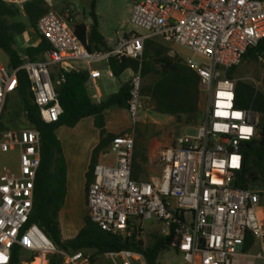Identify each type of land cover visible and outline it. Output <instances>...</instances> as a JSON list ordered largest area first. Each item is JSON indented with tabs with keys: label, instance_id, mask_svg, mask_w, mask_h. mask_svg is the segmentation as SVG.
I'll list each match as a JSON object with an SVG mask.
<instances>
[{
	"label": "built area",
	"instance_id": "obj_1",
	"mask_svg": "<svg viewBox=\"0 0 264 264\" xmlns=\"http://www.w3.org/2000/svg\"><path fill=\"white\" fill-rule=\"evenodd\" d=\"M22 8L28 0H1ZM47 2L49 0H46ZM132 31L119 35L109 49L88 50L69 21L73 7L59 13L52 7L42 14L35 31L50 48L44 60L19 53L16 68L0 65V116L7 93L17 84L19 69L26 72L34 103L44 122L59 119L56 85L65 72L84 68L90 98L99 101L92 65L110 58L141 60L145 39L159 38L186 47L184 59L200 77L204 106L195 134L177 136L158 151L157 180L132 178V155L141 110L140 66L133 71L126 98L130 124L109 144L111 162L97 161L85 187V209L102 230L141 237L147 221H159L167 235L177 237V251L186 264H264V218L260 193L234 184L242 168L243 144L258 136L259 114L235 106L236 79L227 71L248 48L264 38V0H131ZM48 4L51 6L50 2ZM199 58V60H195ZM78 61L80 67L72 62ZM51 66H56L55 77ZM17 148V170H0V264H8L16 245L26 252L20 264H99L81 250L58 248L35 224H28L36 171L40 161L39 131L34 128L0 131V152ZM247 233L253 244L245 249ZM203 242L202 244L200 242ZM108 264H146L132 250L104 253Z\"/></svg>",
	"mask_w": 264,
	"mask_h": 264
},
{
	"label": "trees",
	"instance_id": "obj_2",
	"mask_svg": "<svg viewBox=\"0 0 264 264\" xmlns=\"http://www.w3.org/2000/svg\"><path fill=\"white\" fill-rule=\"evenodd\" d=\"M89 5L90 24L87 26L85 22H76L71 27L88 50L109 49L110 46L98 29L95 0H90ZM50 8L46 0H28L22 9L0 0V49L8 56L9 68H16L22 63L17 52L15 37L21 35L28 26L34 28L38 18ZM22 15L27 22L19 20ZM40 38L37 45L26 46L24 49L30 60L45 59L44 54L50 48V44L45 37L40 35ZM169 50L170 47L162 41L148 38L144 41L140 61L130 57L110 58L107 67L114 77H118L125 69L136 71L140 66V93L149 109L175 118L180 114L186 124L195 125L199 116L200 77L182 57L178 54H169ZM262 58H264V38L255 46L248 48L238 63L242 60L258 61ZM238 63L227 71L229 78L236 79L235 106L250 107L258 112L259 123L257 138L243 144L242 168L237 173L234 184L239 188H258L264 192V92L257 90L250 82L235 76ZM16 77L15 90L19 106L29 126L25 128L38 130L40 141V161L34 181L28 224L35 223L58 248L69 253L81 250L92 261L100 259L108 251L126 249L142 254L146 264H159L158 258L163 251L171 246L177 251V237L173 229L167 235L151 236L149 242L145 244L136 231H131L127 235L112 234L102 230L87 215L83 217V225L74 237L63 239L61 236L59 211L65 199L66 164L55 130L59 126L73 127L87 116L93 118V124L99 130V141L91 151L86 173L87 185L92 179V170L100 152L107 149L118 135L106 130L104 111L116 105L125 107L123 101L128 96L129 81L123 82L117 92L103 100L95 101L88 93L89 76L86 69L65 72L64 81L56 85L57 98L63 111L57 121L47 123L41 118L39 109L34 103L26 72L19 69ZM4 126L0 120V131L8 130ZM136 134H139L138 127ZM145 154V146L135 141L132 155V178L135 180H139L144 170L147 161ZM252 244V235L247 233L244 248L249 249ZM21 251L15 245L8 264H20ZM50 264H58V262L55 263L51 259Z\"/></svg>",
	"mask_w": 264,
	"mask_h": 264
},
{
	"label": "rangeland",
	"instance_id": "obj_3",
	"mask_svg": "<svg viewBox=\"0 0 264 264\" xmlns=\"http://www.w3.org/2000/svg\"><path fill=\"white\" fill-rule=\"evenodd\" d=\"M51 7L57 12L61 13L64 7L71 5L73 12L69 21L70 25L76 22H90L89 9L90 0H49ZM48 3V2H47ZM131 0H95V12L98 16L99 29L107 38L110 44L113 46L119 35H127L132 31V25L129 23V16L131 11ZM23 19V18H22ZM25 19V17H24ZM21 20V19H19ZM26 20V19H25ZM170 47L169 54H178L183 59H187L191 56L190 50L186 47L167 43L159 38H156ZM6 54L0 50V64L7 65ZM196 61L199 58L196 57ZM126 73L120 77H116V84L119 83L120 78H124ZM235 76L244 81L250 82L257 90L264 92V58L258 61L242 60L238 63ZM14 90L11 91L4 104L5 111L3 108L1 114V122L5 129L18 130L21 128L29 127L24 112L21 107L16 108L17 101ZM204 106V93H200V109L199 116L196 124L201 115V110ZM4 112V115H3ZM139 121L137 124L139 134H136L135 141L142 143L146 151L151 152V157L157 153L161 148L166 145H170L174 142L175 138L184 134H195L196 124H186L183 119L180 118L176 121L173 116L171 120L164 121L166 116L152 112L146 100L141 99V110L139 113ZM16 126V127H15ZM18 165L17 160V148L11 147L6 153L0 152V170L2 166H5L9 171L16 172ZM155 176L158 173L154 170L150 172ZM260 193L259 210L260 214L264 218V193L261 189L256 188ZM86 214L84 204L82 200L76 204V207L72 211L64 212L62 218V234L64 237L69 235V230L75 229L82 226L83 217ZM153 235H164L162 231V224L159 221H147L144 225V231L142 232L141 239L145 244L149 242V239ZM21 256H26V252L21 251ZM99 264H108V260L103 255L100 259L96 260ZM159 264H186L183 255L179 251H175L173 246L168 250L163 251L158 258ZM135 264H140L139 261H134ZM257 264H260L257 262Z\"/></svg>",
	"mask_w": 264,
	"mask_h": 264
},
{
	"label": "crops",
	"instance_id": "obj_4",
	"mask_svg": "<svg viewBox=\"0 0 264 264\" xmlns=\"http://www.w3.org/2000/svg\"><path fill=\"white\" fill-rule=\"evenodd\" d=\"M19 19H21V21L27 22L25 20L26 18L24 19L23 15ZM90 22L89 23L85 22V23L88 26ZM98 29H99V23H98ZM100 33L103 35L107 44H110L111 42L107 40L104 34L101 31ZM40 40H41L40 35L35 31V29L33 27L28 26L21 35L15 37L17 52L18 53L25 52L24 49L26 46H35L40 42ZM0 50L3 51L2 49ZM44 58H46L45 54H44ZM5 59L7 60V65H4V66L9 67V60H8L7 55ZM72 64L75 67L81 66V63L78 61H73ZM0 65H3V64H0ZM92 67L94 69H99L100 71L99 76L94 79V82L97 86L98 94L100 96L99 101L105 99V97H107L108 95L117 92L123 82L129 81L130 76L133 72L131 69H125L118 76L120 77L122 76V74L126 73L125 77L124 78L121 77L119 83L116 84L115 83L116 77H114L111 74V71L107 67V63L94 64L92 65ZM51 69L53 70L54 72L53 76L55 77L56 76L55 75L56 66H51ZM87 89H88V93L90 96L92 93V90L89 88V84H87ZM12 90H14V93L16 96L15 100L17 101L15 109H18L19 100H18L17 91L15 90V88L11 89L7 93L5 101H7L9 94L11 93ZM198 107L200 109V97H199ZM4 111H5V107H4ZM3 115H4V112H3ZM165 116H166V119H164V121L171 120V118L173 117L170 115H165ZM104 119H105L106 130L110 133L118 134V135L121 134L123 131H125V129L130 124L129 114L126 109V105L125 107H120L117 105L109 107L108 109L104 111ZM55 134L61 143L63 156H64L65 164H66L65 199H64L63 206L61 210L59 211V226H60L62 238L69 239V238L74 237L82 226L78 228L75 227V229L69 230V235L64 237L62 234L63 230H62L61 221H62L64 212L66 211L70 212L74 210L76 207V204H78L81 200L84 204V209H85L86 173H87L89 163H90L91 151L99 141V130L94 126L93 118L91 116H87V117L82 118L73 127L59 126L55 130ZM157 154H158V151L155 155H153V158H152L151 152L146 151L145 155H146L147 161L144 164V170L142 174L139 176L140 177L139 180L148 181V180H157L159 178L160 170L157 164ZM97 161L111 162L112 156L110 155L108 150L105 149L102 152H100ZM154 170L158 173L157 176L150 173L151 171H154Z\"/></svg>",
	"mask_w": 264,
	"mask_h": 264
},
{
	"label": "water",
	"instance_id": "obj_5",
	"mask_svg": "<svg viewBox=\"0 0 264 264\" xmlns=\"http://www.w3.org/2000/svg\"><path fill=\"white\" fill-rule=\"evenodd\" d=\"M123 103H124V105H126V100H124ZM180 118H181V115L178 114V115L176 116V121H179ZM200 243L202 244L203 242L201 241Z\"/></svg>",
	"mask_w": 264,
	"mask_h": 264
}]
</instances>
